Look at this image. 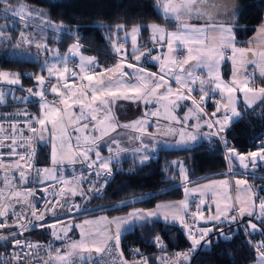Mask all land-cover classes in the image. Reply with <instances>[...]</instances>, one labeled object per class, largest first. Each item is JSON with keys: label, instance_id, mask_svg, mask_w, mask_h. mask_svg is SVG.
<instances>
[{"label": "snow or ice", "instance_id": "obj_1", "mask_svg": "<svg viewBox=\"0 0 264 264\" xmlns=\"http://www.w3.org/2000/svg\"><path fill=\"white\" fill-rule=\"evenodd\" d=\"M0 11L5 13L4 19L9 21L10 23H15L18 19L25 28L31 27L29 21L35 17H41L43 14L40 10H34L27 5L22 3L13 5L10 0H0ZM209 6L212 9H215V14L208 10ZM160 7L162 8L165 17L174 18L177 22V30L174 32H166V30L160 25L153 23L151 25H136L132 27V44L134 51L136 49V34L139 33L141 28H150L152 36L148 43H151L153 47L147 49V51L140 52L139 55H134L133 59L135 62H139L143 59H150L152 61H160L161 67L160 72H147L143 68H138L137 63H128L126 66L128 68L134 69V73L122 72V64L118 63L114 66V68L107 69L106 73H116L119 77L123 76H131L132 81L125 83V87L131 93L118 94L111 90V86L114 82L112 76H109V79L105 81L104 74H101L99 78L95 77V74L92 75H83L80 76V84H75V81L67 82V77L70 74L71 77L75 78L78 76L77 71L69 70L67 67V63L70 55H75L81 48L79 44V40L71 45L68 49V53L65 54L62 58L59 57V53L53 57V62H49L45 60V64L47 66V72L49 76L57 77V84H51L49 82L50 90L53 94H56L58 98V105H62L63 107L57 106V102H45V93L44 91L33 92L32 88L26 89V91L30 95L39 96L41 101V108L46 110L44 118H40L37 120V123L40 125L39 134H37L36 128L31 127V123H29L30 130L33 133V136L36 137L39 141H45L46 136L45 132L48 130V124H51V144H52V152L51 159L53 164H59L63 162V159L67 158L69 162L75 163L77 159H80L82 156V163H86L88 168H92L93 165L97 167L98 170H103L105 173L110 174L111 161L118 157L120 152L123 151L121 149H117L113 156H109L107 158L101 157L99 148L101 146H108L105 144L104 136L108 135L107 130L103 132L100 137H92L91 143L94 145V148H88L78 155H73L71 153V149L69 148V154L67 157L63 155L58 156V151L63 154L65 150V141L63 135H61L59 148L56 143L55 131L58 125L62 126L65 117L73 118L74 113L72 109L74 107L80 108V115L75 117L77 120L84 121L90 120L92 122L99 121L100 124H104L105 120L109 121L107 127L112 128L115 131V128L112 126L111 120L112 118L108 115L104 116L103 120H99L97 113L105 114L110 113L112 104L115 103L117 99L124 100H137L143 101L146 105L155 102L156 104H161L167 101V104H164V107L167 109L171 107L172 109L179 108L180 101L190 100L193 104L194 108L189 109V113H192L194 110L196 112H203L204 109L200 106L199 103L191 96L192 92L198 91L200 93V101H205L206 97H210L211 94L219 91L220 95L226 99V102L221 104V101H216L217 112L220 111L221 106L225 109L224 119L216 120L215 123L220 125L214 135H218L224 132L230 124L234 121V119L242 118V114L236 110L235 102L236 97L235 93L237 90L244 93V100L248 108H252L257 101L260 103H264V87H260L257 91L254 87L250 86L252 80V74L247 72V65H254L255 68L259 69V73L261 77H264V49L260 51H256L252 48H237L235 40V33L233 32V28H239L238 24L233 23L231 26H225L223 23H209L208 21L214 20L215 15L219 13L221 8H227V5L223 4L222 0H160ZM229 15L236 16L237 13L235 11H229ZM188 19L197 18V19H205L204 26L196 27L192 24L188 23ZM46 27H52L53 29L59 30L63 27L62 24H54L50 20L45 22ZM126 26L123 24L117 25V30H123ZM43 31V29H41ZM213 33H219V36L213 35ZM4 32L0 29V38H3ZM20 36L24 41L28 44H32V40L25 36L23 31L20 32ZM254 41H258L262 45H264V26H262L258 32L257 36L254 38ZM164 44L167 45L168 55L167 57L160 55H153V49L157 46L163 47ZM37 48H40L41 45L39 43L36 44ZM45 51H49L46 45L43 46ZM123 49V45L121 44L119 47L114 46V51L119 53ZM186 51V55L181 58L180 56L173 55L174 53ZM231 52V55H228V52ZM237 53H239V59H237ZM230 60L233 65V79L230 84H226L219 74V68L223 61ZM63 63V70L57 66L58 64ZM95 63L94 58H80V72H85L86 65H93ZM168 64H171V67H168ZM239 65V67L237 66ZM207 70L206 76L207 78H202L201 73H204V70ZM242 75L244 77L243 80H237V75ZM10 74L6 72H0V77H3L8 84L16 85L20 83V77L18 74L15 75L14 79H7ZM168 77V79H166ZM35 80L39 85L43 86L45 84V77L43 75L35 76ZM64 80L65 83L61 84L60 81ZM120 82V81H116ZM175 82L178 86L173 91L171 87V83ZM199 85V88L195 87ZM214 85V86H213ZM236 85V86H233ZM238 86V87H237ZM63 89V90H61ZM207 89V90H206ZM187 93V95H185ZM225 93L227 94L225 97ZM249 93L252 94L251 98L249 97ZM175 97V99H170L171 97ZM14 99L21 100L23 102L28 101V97H14ZM5 102V94L3 91H0V103ZM90 109V114H85L84 109ZM21 113H17L20 115ZM27 115V113H23ZM147 115L158 116V112L147 113ZM213 117L216 116V112L212 114ZM172 119H176L172 117ZM188 116L184 117L186 121ZM31 120V117H30ZM177 122H179L177 120ZM145 121H138L133 124L123 125V127H137L138 124H143ZM207 123V122H206ZM209 128H212L213 123H207ZM13 131H15L16 125H11ZM85 129L89 128V124L85 123L83 125ZM92 129L96 130V123L91 125ZM199 127V125H196ZM3 131V126L0 125V132ZM79 131V129H76ZM184 133L181 132V136L183 137ZM5 139H10L12 141L11 144H5L3 141ZM79 137H77L76 147L79 148ZM139 139V137H137ZM190 139L195 140V136H191ZM223 143L227 146V140L222 137ZM112 143H118L113 140ZM16 144L15 139L12 136L8 137H0V148H8V155L19 156L20 160H28V156L19 155L15 151L14 145ZM28 147H30V141L28 142ZM147 145H144L141 142V147L136 149V152H141L147 149ZM109 152H113V149L108 146ZM32 153H35V149H31ZM89 152H94L96 156L95 161H90ZM4 153L0 152V157H3ZM149 155L145 154L140 157V162L148 160ZM226 158L229 161H238L239 165L244 169H248L249 166L252 169L257 168L258 161L264 162V142L258 146L257 151H251L246 154L237 153L235 149L229 148L226 154ZM0 167H4L6 171L9 168H12V165H4L2 160H0ZM27 167H31V164H28ZM15 170H19V178L21 182H27V174L22 170V166L19 162L14 165ZM231 171V167L229 169ZM40 169H37L36 178H34L33 183H39L40 180ZM44 171H48L45 169ZM181 172L183 170L181 169ZM97 176L100 175V171H97ZM184 179H187L184 176ZM106 182V180H105ZM220 183L227 184V181H222ZM236 184L239 188L240 185H244L249 192H251V186H248L247 181L237 180ZM209 187V186H206ZM89 191H98V189L92 188ZM13 196H19L20 193H12ZM25 195H30V193H26ZM3 196V192H0V197ZM256 199H259V213L257 214L255 211L256 204L253 199V195H249L248 200L243 203L245 206H239L237 208L236 205H233L232 210L237 211V215L234 216H224L223 214L208 217L210 220L222 221L228 220L229 223H237L239 219L248 216L249 219L244 223V231L245 232H255L261 231L264 232V198H260L256 196ZM236 200L239 201L240 197L237 196ZM20 203V201H17ZM183 208H187V202H180ZM203 203V201H201ZM67 205L61 204L60 207L64 208ZM24 205H21L23 208ZM34 207V206H32ZM175 205H157V208H168L173 209ZM51 208V206H49ZM73 208H77L80 210L78 206L71 205L68 206V211H72ZM48 209H46L47 211ZM219 211V207H218ZM23 212L16 211V205L3 202L0 200V230L9 229L6 234L0 232V241H5L6 244H11L14 249H19V251L13 252H4L0 253V264H54V261L58 262V264H87L88 261L93 259V250L88 248L87 245L83 242H73L71 244V251L67 253V255H61L60 250L57 251V255L55 258L52 257V246L48 245V251L45 253L44 257L39 255L40 250H42V245L39 243H31L27 240L16 239L17 235L20 234L19 230L23 229L24 231L28 230V225L20 224L19 220L21 219ZM32 217H34L38 221H44L45 215L43 213L37 214L35 211L31 212ZM53 215H55V211L53 210ZM158 212H134L130 213V219L135 221H143L148 222L151 217H158ZM11 217H15V220L12 223H8V220ZM204 217L201 216V219ZM164 221L167 223L168 221H176L181 220L183 222L179 213L175 211H169L164 213L163 216ZM253 221H258L259 224ZM31 221H29V224ZM41 228L48 227L44 223H40L38 225ZM213 231V229H204L200 232V238L196 239L193 235L190 234V239H192V247L189 250L192 253H195L197 248L201 244V240H204L207 237L208 233ZM221 234L222 230H221ZM52 235L56 239H62V237L58 236L55 232H52ZM120 239V224H117L116 234H115V242L118 245ZM225 239H229V237H225ZM156 241L159 242V237L156 238ZM210 243V242H207ZM251 243V242H250ZM257 253V259L255 264H264V241H261L258 245H253ZM24 248L31 249L32 251L25 253ZM95 253H103L105 249L103 247H94ZM138 252V250H135ZM87 252V257L84 256V253ZM179 258H182L184 261H189L191 257L188 254H178ZM139 264H147L146 260H142Z\"/></svg>", "mask_w": 264, "mask_h": 264}, {"label": "trees", "instance_id": "obj_2", "mask_svg": "<svg viewBox=\"0 0 264 264\" xmlns=\"http://www.w3.org/2000/svg\"><path fill=\"white\" fill-rule=\"evenodd\" d=\"M15 4H24L28 7L37 6L43 8V21H51L62 24L72 33L59 31V39L47 38V42L57 45L62 51L71 39L79 40L81 50L86 54H92L101 66H110L116 62V56L112 54L108 45L110 30L115 24H123L129 28L133 25L160 24L166 28L175 25L174 18L165 17L158 12L152 0H10ZM2 7V6H0ZM33 9V8H32ZM237 15L233 23L239 28H233L235 40L240 44L250 36L255 27L264 19V0H237ZM6 14L0 11V24ZM39 18V17H37ZM41 18V17H40ZM30 25L37 28L36 23L29 21ZM43 23V24H44ZM16 27L20 21L17 19ZM44 26V25H42ZM14 26L5 24L3 31ZM38 30H41L37 28ZM12 31H15L12 29ZM148 28H141L139 40L144 43L148 35ZM145 45H148L145 43ZM7 51L0 50V69H5L19 75L22 83L34 78L30 72L36 73L39 69V60H25L7 55ZM222 78H227L229 65L226 61L221 63ZM151 69V68H150ZM26 72V73H24ZM43 72V71H42ZM17 87H15V94ZM195 95V93H193ZM16 99L7 97L2 110L12 111L17 104ZM23 107L25 104H18ZM35 104H26V108ZM213 107V105L208 106ZM242 118L234 119L230 126L221 134L227 140L229 148L237 149L243 153L246 149L255 148L264 136V104L256 103L252 108L238 104ZM207 110V109H206ZM220 139L217 136L209 140H200L192 146L185 148H159L153 156L143 163H138L130 158H123L110 164L113 173L112 179L100 199L93 200L91 205H103L116 203L133 196H141L138 199L107 206L72 217L73 220L103 213L107 216L123 214L131 207H151L157 201L180 199L184 185L197 183L210 178L226 176V161L222 154ZM225 145V144H224ZM34 166L48 164V146L46 144L35 145ZM185 170L187 181H179L178 165ZM231 175L235 174L237 167L230 162ZM246 179L253 185L264 182V163L258 164L252 172H242ZM256 186V185H255ZM262 190V189H261ZM261 192L264 193L262 190ZM239 222L230 223L219 228L211 229L200 246L190 257L191 259L179 264H249L254 261L256 251L250 240L257 241L264 237V232L249 233L244 231V218ZM259 224L258 221H255ZM221 230L222 233L221 234ZM17 237L26 239L45 240L46 233L38 228L21 231ZM222 235H229L225 239ZM162 241L163 246L158 248L156 238ZM210 242V243H207ZM120 247L125 252L129 246H135L146 257L147 264H158L157 258L163 253H170L188 243L181 225L166 224L158 220L143 222L122 232L119 239ZM7 246L5 241H0V251Z\"/></svg>", "mask_w": 264, "mask_h": 264}, {"label": "rangeland", "instance_id": "obj_3", "mask_svg": "<svg viewBox=\"0 0 264 264\" xmlns=\"http://www.w3.org/2000/svg\"><path fill=\"white\" fill-rule=\"evenodd\" d=\"M154 6L156 7V9L158 10V12L162 15H165L162 8L160 7V0H152ZM30 8H33L34 10H40V12L43 14L44 10L41 7H37V6H30ZM43 18H33L30 21H33L36 23L37 28L39 29H43V31L38 30L37 28L31 26L28 28H25L24 25L20 22L19 27H16V24L10 23L9 21H3L0 24V29H4L5 28V24L8 22V24H12V26H14L12 29H14L15 31H12V29L10 28L7 31H3L4 32V36L3 38H0V50L1 51H7V55L8 56H12V57H17V58H21V59H25V60H32V61H36L39 60L40 61V65H39V69L36 73L30 72V76L33 74L35 76L37 75H43L45 77V84L43 86L39 85L38 82L35 80V76L33 79L27 81L25 84L21 82L19 84L16 85H11L8 84L6 82V80L2 78V83L0 84V88L1 91L4 92L5 97L7 96V94H9L11 92V94H15V87H17V97H28V101L27 102H21L23 104L29 103V104H35V108L30 107V108H26L27 110H24L22 105H18L16 104L15 108L12 110V112L14 113V116L10 119L11 123L9 125V127L7 126L6 123H2L3 126V131L0 132V137H5L7 135V133L5 132V129H7L8 131H10L11 133H20V134H16V135H12V137L15 139L16 144L14 145L15 150H20L22 148H24L26 146V144L31 140L30 138H32L33 133L30 130L29 127V123H31V127L36 128L37 130V134H39L40 131V125L37 123V120L40 118H44L46 110L41 108V101H40V97L39 96H34V95H30L26 89L28 88H32L33 92H39V91H44L45 93V102L51 103L49 101V96H54L55 98H57L56 94H53L50 90V86H49V82L51 84H57V77L56 76H49V73L47 72V66L45 64V60H48L49 62H53V57L56 56L57 53H59V57H63L65 54L68 53V49L71 45H73L74 43H76L77 41L75 39H71V41H69L67 44H65V48L62 51H59L57 45L55 44H50L47 42V38H50L52 40H57L59 39V31H65V32H70L72 33L71 28L68 30L67 27H62L59 30L53 29L52 27H46L45 23L43 21ZM185 20H187L188 23L192 24L193 26L196 27H201L204 26L205 24V19H197V18H192V19H188L187 17L184 18ZM218 17L215 16L214 20L208 21L209 23H218L217 22ZM44 23V24H43ZM55 24V23H54ZM228 24V23H227ZM44 25V26H42ZM120 25V23L115 24L114 27L110 30V34L108 36V45H110L111 49L113 52L114 51V46L115 47H119L121 44L123 45V49L121 52L116 54L118 55H130L133 59L134 55H139L140 52H144L147 51L148 48H150L149 46H144L141 45V42L139 40V33L136 34V51H134L133 49V44H132V33H131V29L132 27L136 26L133 25L129 28H124L123 30H117L116 26ZM23 31L25 33V36L30 38L33 42L32 44H28L24 41V39L21 38L20 36V32ZM176 31V30H175ZM174 32V31H173ZM152 34L149 36V38H151ZM148 38V39H149ZM150 40V39H149ZM39 43L41 45L40 48L36 47V44ZM80 44V43H79ZM44 45H46L47 49H49V51H45V48L43 47ZM159 47V46H158ZM61 52V53H60ZM164 52V53H163ZM163 56L167 57L168 55V50H167V45L164 44L163 46ZM156 52H153V55H156ZM175 54V53H174ZM173 54V55H174ZM81 57H86V58H93L91 56V54H86L84 53L81 48L80 50L73 56L70 55L69 56V60L67 63V67L69 70H71V65H73L74 63H76V71H80L79 65H80V58ZM149 62H154V61H150ZM161 64V62H160ZM60 70H63V63H60L57 65ZM86 69L93 67V66H88L86 65ZM160 67L161 65H158V73L160 72ZM168 67H171V64H169ZM43 71V72H42ZM0 72H6L9 73L10 75L8 76L7 79H14L15 75L12 74H16L14 72H10L8 70L5 69H1ZM166 79H168V77H166ZM175 83V82H173ZM214 86V85H213ZM173 91L175 92L176 88L178 86L176 85H171ZM63 90V89H61ZM114 92H117L118 94H124V93H128L127 89H123V87L121 85L116 86L115 88L111 89ZM216 93H219V91H217ZM185 95H187V93H185ZM226 93H225V97H226ZM174 97V96H173ZM243 97V96H242ZM175 98V97H174ZM58 99V98H57ZM208 99V97H206V100ZM244 99V97H243ZM18 100V99H16ZM39 101V109H37V102ZM217 101H221V104L226 102V99L224 97H222L220 95V93L218 94V100ZM212 102V101H211ZM216 101L212 102L213 107L207 111V115L204 112H196L195 110L192 113H189V109L194 108L193 104L191 103L190 100H185V101H180V107L177 109H172L170 110V108L168 107L167 109L164 107V105L162 104L159 106H155L153 104V106L148 107V111L144 112L142 111L141 114H139L136 118L129 120L128 124H133L135 122L138 121H145V123L143 124H138L137 127L133 128V127H123V125H128L126 124L127 121L123 120L120 116L121 114H116L113 105L111 106V111L110 113H105V114H100L97 113L99 120H103L105 115H108L112 118L111 123L112 126L115 128V131L112 130V128L107 127V124L109 123V121L105 120L104 124H100L99 121L97 122H92L90 120H84V121H80L77 120L75 117L80 115V108L79 107H74L72 109V112L74 113L73 118H69V117H65L64 121H63V125L60 126L58 125L56 131H55V136H56V143L58 145L59 148V144H60V137L61 135H63L64 137V141H65V150L64 153L61 154L58 151V156L63 155L64 157H67V155L69 154V148L71 149V153L73 155H78L80 153H82L83 151L87 150L88 148H94L95 146L92 145L91 143V138L92 137H100L103 132L105 130H107L108 135L104 136V143L107 144L108 146H110L113 149V152H109L108 150V146H101L98 150L100 152L101 157L107 158L109 156H113L115 154V151L117 149H121L123 151L120 152L119 156L114 158L111 163L115 162L116 160H120L123 158H135V161L138 163L140 162V157L142 155H149V157H151L156 150L159 147H165V148H185V147H189L194 145L195 143H197L200 140H209L211 138H213L214 135L213 133L217 132V129L220 127V125L216 124L215 121L218 119H215V117L217 116V114L220 112H217V105L215 103ZM238 101L235 102V107L236 110L239 112L238 109ZM57 106L63 107L61 105ZM220 109H223V114L225 112L224 108L221 106ZM39 110V113L37 115V112ZM26 111H28L27 113V117L30 120L28 122L27 118H25L26 115H24L23 113H25ZM23 112V113H22ZM85 114H90L91 110L90 109H84ZM151 112H158L159 115L158 116H151V115H147V113H151ZM216 112V116L213 117L212 114ZM17 113H21L20 115H17ZM160 114H162V118H160ZM188 116V119L185 121L184 117ZM171 117V118H169ZM172 117H175L176 119H172ZM14 120V121H12ZM163 120V121H161ZM177 120L179 122H177ZM5 122V121H4ZM213 123V127L209 128L207 126V123ZM21 123V124H20ZM87 123L89 124V128L85 129L83 127V125ZM93 123H96L97 127L96 130L94 131L91 127V125ZM178 124L177 127H175L173 124ZM15 124L16 128L15 131H13L11 125ZM151 124L153 125V129L152 130H148L146 128V125ZM196 125H199V127H196ZM76 129H79V131H76ZM48 130L47 132H45V136H46V140H48V164L47 165H41L40 167H36L37 169H40V180L41 181H46L47 180H53L55 178H57V173H61L62 171H66L69 169H82V168H86L87 164L86 163H82V156L80 157V159H77L75 163H71L68 161L67 158L63 159V162L59 163V164H53L52 159H51V152H52V144H51V124H48ZM181 132L184 133L183 137L181 136ZM221 134V133H220ZM11 136V135H10ZM191 136H195L196 139H190ZM77 137H79V145L80 147L77 148L76 144H77ZM137 137H139V139H137ZM115 140L118 143H112V141ZM5 144H11L12 141L10 139H5L3 141ZM141 142L144 145H147V149L141 152H136L137 148L141 147ZM131 143V144H129ZM89 157H90V161H95L96 160V156L94 154V152H89ZM118 160V161H119ZM147 161V160H146ZM145 162V161H144ZM110 163V164H111ZM95 166V165H93ZM45 169H47L48 171H44ZM181 169L183 170V172H181ZM178 171H179V181L180 182H185L187 181V179H184V176H186L185 174V170L183 168V166L181 164L178 165ZM27 174V178L31 176V174L26 173ZM19 176V175H18ZM18 179V178H17ZM20 183H26V182H21ZM200 183L197 184H191V185H184V187L182 188V197L181 200L184 201L186 200V196H187V190L190 191H194L197 189L196 186H198ZM24 185V184H22ZM256 185V186H255ZM254 187L257 191L260 192V189H262L264 191V182L260 183V184H255ZM190 188V189H188ZM76 186H72V187H67L64 194H63V199H67L68 201L70 199L73 198V196L76 194ZM20 193L19 196H13L12 193ZM24 193L26 194L27 192L24 191H19L17 189H14L12 192H10V197L8 202L10 201L11 204H15L16 208L19 209L22 212H25L28 210L29 208V204H28V200L26 198V196L24 195ZM258 197L260 198H264V194H260ZM17 201H20V203H17ZM7 202V203H8ZM24 205L23 208H21V205ZM255 204L257 207L256 213H259V199L255 200ZM197 211V207L195 208ZM95 215V214H92ZM50 216H53L52 214ZM91 216V215H88ZM88 216L73 220V219H68V220H63L62 222L60 221H55V222H51L49 223L47 226V228L49 229V238H48V243L51 244L52 246V257L55 258L57 255V251L56 250H60V254L61 255H67L68 252L71 251V245H68L67 248H65V244L66 243H70V241L72 240L73 237H76L77 242L83 241L84 242V237L82 235V233H78L75 228L77 225L81 226L83 223L87 222V221H83L85 219H87ZM182 230L184 232V234L187 236V239H189L188 236V231L187 228L184 226H182ZM52 232H55L58 236L62 237V239H56L53 235ZM223 238L225 237H229V235H222ZM85 243V242H84ZM95 251L93 250V255H95ZM88 253L85 252L84 256L87 257ZM58 262L54 261V264H56Z\"/></svg>", "mask_w": 264, "mask_h": 264}, {"label": "crops", "instance_id": "obj_4", "mask_svg": "<svg viewBox=\"0 0 264 264\" xmlns=\"http://www.w3.org/2000/svg\"><path fill=\"white\" fill-rule=\"evenodd\" d=\"M222 2H223V4L227 5V8H221L219 10V13L215 15V16L218 17L217 22L218 23H223V24H225V26H231V22H232L234 17L229 15L228 12L229 11H235L236 12L237 0H222ZM208 10L215 14L216 10L212 9L210 6H209ZM158 25H160V24H158ZM160 26L163 27L166 30V32H173V31L177 30V22L171 28H166L163 25H160ZM262 26H264V19L255 27L253 33L250 36H248L242 43H240V44L236 43V47L237 48H252V49H255L256 51H260V50L264 49V45H262L258 41H254V38L257 36L258 30ZM148 32L149 33L145 37L144 43L141 42V45L153 47L151 43H148V45H145V41L149 42V39H150L149 36L152 34L150 28H148ZM213 35L219 36V33H213ZM162 51H163V47H158L157 46V47H155L153 49V52H156L157 53L156 55H160V56H163L164 52L162 53ZM111 52L116 57L122 56V55H118L115 52H113L112 49H111ZM181 53L183 54V56H185L187 54L186 51H181ZM227 54L231 55L232 53L229 51ZM236 55H237V59H239V53H237ZM91 56L94 58L95 63L93 65H88V66L89 67L90 66H94V67L100 66L98 64L97 59L95 58V56L92 55V54H91ZM125 56H128V57H130L132 59V57L130 55H125ZM132 60L134 61V59H132ZM149 60L150 59H143L142 58L141 61L136 62L138 64L137 65L138 68H143L147 72H156V73H158L157 72L158 71L157 66L161 65L160 61L149 62ZM226 62L229 65V72H228L227 78H225V79L222 78V76H221V70L222 69L221 68H219V74L221 76V79L226 84H230L232 79H233V65H232V62L230 60H226ZM168 66H169V64H168ZM237 66L239 67V65H237ZM128 69H129V71L131 73H134V71H135L132 68H128ZM86 71L85 72L78 71V72L80 74H82V75H86ZM206 72H207V70L205 69L204 73H201L202 74L201 75L202 78H207ZM247 72L249 74H252V80H251V83H250L251 87H254L255 89H257V91H258V89L260 87H264V77L260 76L258 68H255L254 65H247ZM101 74H104L105 81H107L109 79V76L113 77L114 82H113V84L111 86V89L115 88L118 85H121L123 87V89H127L124 86L125 83L134 82V81H127V80L124 79V77H119L116 73H106L104 71L100 72L96 76V78H99L101 76ZM236 79L237 80H243L244 77L242 75L238 74L236 76ZM116 81H120V82H116ZM75 84L78 85L80 83H75ZM171 85H176V84L172 82ZM233 86H236V85H233ZM195 87L199 88V85L197 84ZM0 91H1V88H0ZM127 91H128V89H127ZM192 93H195V96L200 97V93L198 91H195V92H192ZM128 94L131 95V93L129 91H128ZM218 94L219 93L211 94L210 97H208L207 100L205 98L204 106H205V109H207V111L211 109V107H208V106L213 105L212 102L218 100ZM248 95L251 98L252 94L249 93ZM242 96L244 97V93H242L239 90H237V92L235 93L236 101H238V103L242 104L244 107H247L246 102H245V100L243 99ZM7 97H9L11 100H14V97H17V95L16 94H11V92H10L5 97V102L4 103H0V106L6 103ZM170 99H175V98L171 97ZM49 101L50 102L56 101L58 103V99L57 98H55L54 101H51L49 99ZM21 102H22L21 100H18L17 104H23ZM258 102L259 101H257V103ZM38 104H39V101L37 102V106H36L37 109H39ZM153 104L156 107L159 106V105L162 106V104L163 105L167 104V101H165V102H163L161 104H156L155 102H153V103H150V104L146 105L142 100L141 101H137V100H134V99L133 100L117 99L115 101V103L112 104V105H113V108H114L116 114H121L120 117L123 120L127 121L126 124H128L129 120L136 118L139 114H141L142 111H144V112L148 111V107L153 106ZM23 108H24V110H27L26 106H24ZM169 108H170V110H172L171 107H169ZM222 110L223 109H220V112L217 114L215 119H218V120H221V121L224 119V115H222L223 114ZM26 113H28V111H26ZM38 113H39V110L37 112V115H38ZM13 116H14V113L12 111L2 110L0 108V125H2V123H6L7 126L9 127V125L11 123L10 119ZM159 117L162 118V114H160ZM25 118H27V121L29 120L27 115L25 116ZM169 118H171V117H169ZM12 121H14V120H12ZM161 121H163V120H161ZM173 125L175 127H177L178 124L174 123ZM152 126L153 125L148 124V125H146V128L148 130H152L153 129ZM5 132L7 133V135L5 137H8L10 135L12 136V135L20 134V133H17L16 131H15L16 133H11L7 129H5ZM30 140H31L30 144L33 147H35L36 144H46L48 146V140L39 141L34 136H32V138H30ZM129 144H131V143H129ZM27 145H28V143L26 144V146L24 148H22L20 150H15V151L17 153H19V155H20L26 149ZM159 148H161V147H159ZM0 152L4 153L3 157H1L2 159H9V158L17 157V155L9 156L8 155V148H0ZM118 160H116V161H118ZM133 160H135V158H133ZM263 163L264 162H258V164H263ZM40 166L41 165H37L36 167H40ZM244 171L252 172V171H254V169H252L251 166H249V168L246 169V170H241V169L238 168L237 171L235 172V174L232 173L231 176L226 175V176L210 178V179H207V180H203V181L197 182V183H200V184L198 186H196L197 187L196 190H194V191L187 190V196H186L187 208L186 209L183 208V206L180 203L182 201L181 198L180 199L162 200V201L155 202L153 206L147 207V208H143V207H139V206L131 207L130 209H128L123 214H115V215H112V216H107L106 214L98 213V214H95V215L88 216L87 219L83 220L84 222L85 221H87V222L83 223L81 226L77 225L75 230L78 233H80V232L82 233V235L84 237L83 238L84 242L87 245V247L92 249V250H94V247H96V246L103 247V248H105L108 244H113L114 246H117V244L115 242V234H116L117 224H120V234H121L122 232L134 227L135 225L143 223V221H135V222H133L130 219L129 214L130 213H134V212H141V213L158 212L159 216L158 217H151V218H149V221L158 220L160 222L166 223L164 221V219H163L164 213L169 212V211H175V212L179 213V215L181 216L183 222H181V220H176V221H171L170 220L166 224H177V225H181V226L184 227V223L187 220H190V221H193L196 225L199 226V228H198L199 232H201V230H204V229L213 228L217 222L224 223L225 225H229L230 223L226 219L222 220V221H216V220H210V219H208V217H214V216H217V215H220V214H223L224 216H229V217L237 215L238 213L236 214L232 210L233 205H236L237 208L239 206H245V204L243 202L248 200L249 195H253V199L256 200V196H259L260 194H264L263 192H261L262 191L261 189H260V192L257 191L255 189L254 185L252 184V182L250 180L246 179V177L241 174ZM59 174L60 173H57L56 176H58ZM18 175H16L15 177H12L9 172L0 171V177H1L0 185L4 186V187L12 185L13 189L11 190V192L14 189H17L18 192L19 191L24 192L25 190L21 189V185L22 184H24V185L29 184L31 182V176L27 178V182L26 183H20L21 180H20ZM237 180L247 181L248 186H251V192H249L248 189L244 185H240L239 188H238V186L236 184ZM222 181H227V184L220 183ZM41 182H44V181H41ZM197 183H192V184H197ZM187 185H191V184H187ZM206 186H209V187H206ZM188 189H190V188H188ZM64 192H65V190H64ZM64 192H63V194H64ZM63 194L61 195L58 204L55 205L50 210L48 215L45 217L44 221L33 222L30 218H26L21 223V224L28 225V229L38 228L39 230L44 231L46 233V237H45V240H43V241H45L47 245H49V243H48L49 229L47 227L41 228L38 225L40 223H44L45 225H48L51 222H55V221L62 222L63 220L72 219V216H69L66 213V206L64 208H61L60 205L61 204H65V202H67V203L70 202L73 198L68 201L67 199H63V197H62ZM24 195H25V193H24ZM25 196H26V198L28 200V204H30L31 196L30 195H25ZM237 196L240 197L239 201L236 200ZM9 197H10V194H9ZM9 197H8V200H9ZM8 200H7V202H8ZM201 201H203V203H201ZM157 205H175L176 207L173 208V209H168V208H160V209H158ZM196 207H197V211L195 209ZM218 207H219V211H218ZM17 210H19V209H17ZM28 210H29V208H28ZM28 210L23 212V213L24 214H28ZM53 210L55 211V215H53ZM256 210H257V207L255 208V211ZM51 214L53 216H50ZM201 216H203L204 218L201 219ZM243 218H244L245 222L249 219L248 216H245ZM29 221H31L30 224H29ZM253 222H255V221H253ZM21 231H23V229L19 230V232H21ZM255 232H258V231H255ZM255 232H249V233H255ZM261 241H263V238L262 239H258L257 242L260 244ZM73 242H77L76 237H73L72 240L70 241V243L69 242L66 243L65 244V248H67L68 245H71ZM262 250H264V249H262ZM256 259H257V253H256V257H255L254 261L249 263V264H255ZM56 264H58V263H56Z\"/></svg>", "mask_w": 264, "mask_h": 264}, {"label": "built area", "instance_id": "obj_5", "mask_svg": "<svg viewBox=\"0 0 264 264\" xmlns=\"http://www.w3.org/2000/svg\"><path fill=\"white\" fill-rule=\"evenodd\" d=\"M146 44H148L147 41H145ZM174 55L180 56L183 58V54L181 52H177ZM116 62L110 66H98V67H90L86 71V75H92L95 74V77L102 71L106 72L107 69L114 68V66L118 63L122 64V72L131 73L126 66L128 63H136L128 56H119L115 57ZM138 65V64H137ZM142 67V66H141ZM1 70V69H0ZM71 70L76 71V63L71 65ZM153 71V70H152ZM26 73V72H24ZM78 76L73 78L70 76V74L67 77V82H72L73 80L75 83H81L80 76H83L79 72ZM202 75V74H201ZM125 80L132 81L131 76H123ZM66 81L61 80L60 83L63 84ZM2 83V78L0 77V84ZM191 96L193 99L197 101V103L200 104V106L204 109V113L207 115V110L204 106V101H200V97L195 96L193 93H191ZM49 99L51 101L55 100L54 96H49ZM224 115V114H222ZM217 137L220 139L219 135ZM261 142H264V136L262 137L260 142H257L255 145V148L253 149H246L242 154H246L251 151H257L258 146L261 144ZM220 145L222 154L224 156V159L226 161V174L228 176H231L230 169V161L228 158H226L227 151L229 147H226L224 143L220 139ZM31 149H34V147L30 144V147H26V149L20 154L23 156H28V160H20L19 156L15 158H9V159H2L0 157V160H2L4 165H12V168H9L7 172L10 173L12 177H15L19 174V170H15L14 165L15 163L19 162L22 166V170L25 171V173L31 174V182L27 185H21V189L25 190L27 193H30L31 200L29 204V210L28 214L22 215L21 219L19 220V223L21 224L26 218H30L33 222H36L34 217H32L31 212L35 211L37 214L43 213L45 217L48 215L50 210L58 204L59 199L61 195L63 194L64 190H66L67 187L76 186V194L73 196V199L67 203L66 205V213L69 216H78L84 213H88L94 210H98L103 207L110 206V204L115 203H109V204H103V205H91V202L96 199H100L103 197L104 192L106 188L108 187L113 173L111 171L110 174L105 173L103 170H98L96 166H93L92 168H82V169H69L66 171L61 172L57 178L53 180H46L44 182L39 183H33L34 178H36L37 172L36 167L34 166V158L35 153H32ZM28 164H31V167H27ZM0 171H6L4 167H0ZM97 171H100V175L97 176ZM1 179V177H0ZM106 180V182H105ZM98 189V191H89V189ZM13 189V186H1L0 185V192H3V196L0 197V200L7 203L9 194L11 190ZM141 196H133L131 198L125 199L123 202L131 201L140 198ZM121 202V203H123ZM76 205L80 210H77V208H73L72 211H68V206ZM34 206V207H32ZM51 206V208H49ZM112 206V205H111ZM46 209H48L46 211ZM17 212H20L16 209ZM237 214V211H234ZM15 220V217H11L8 220V223H12ZM238 222L241 225L240 219ZM224 224V223H223ZM170 225V224H169ZM225 225V224H224ZM184 226L187 228L188 236L190 237V234L193 235L196 239L200 238V232L198 231L199 226L196 225L193 221L187 220L184 223ZM222 226V223L217 222L215 224L216 228H219ZM9 229L0 230V232H3L4 234L7 233ZM16 239L21 240H27L33 244L39 243L42 245V250H40L39 255L41 257L45 256V253L48 251V245L43 240H37V239H26L22 237H16ZM251 245H258L259 243L257 241H252ZM264 241V237H263ZM156 245L158 248L163 246L162 241L159 239V242L156 241ZM192 247V239H188V243L176 250H173L170 253L163 252L158 258L157 263L158 264H179L181 262H186L182 258L178 257V254H188L191 256L193 253L189 250ZM254 248V247H253ZM105 251L103 253H97L93 255V259L91 261H88L87 264H139L140 261L146 260V257L143 253L139 251V249L135 246H129L126 248V251L124 252L122 248L120 247V243L117 246H114L113 244H108L105 248ZM135 250H138L135 251ZM255 250V248H254ZM13 251H19V249H14L11 244H7L0 253L4 252H13ZM25 253L32 251L31 249L24 248L23 250ZM256 251V250H255ZM147 262V261H146Z\"/></svg>", "mask_w": 264, "mask_h": 264}, {"label": "water", "instance_id": "obj_6", "mask_svg": "<svg viewBox=\"0 0 264 264\" xmlns=\"http://www.w3.org/2000/svg\"><path fill=\"white\" fill-rule=\"evenodd\" d=\"M235 151H236L237 153H239L237 149H235ZM233 162H234V164L236 165L237 168H239V169H241V170H246V169H244L242 166L239 165L238 161L233 160ZM258 162H259V161H258ZM123 201H124V200L119 201V202H116L115 204H119V203H121V202H123ZM115 204H110V206H111V205H115Z\"/></svg>", "mask_w": 264, "mask_h": 264}]
</instances>
